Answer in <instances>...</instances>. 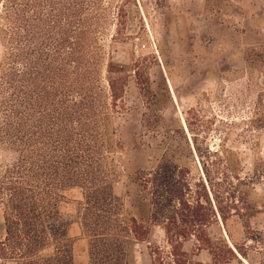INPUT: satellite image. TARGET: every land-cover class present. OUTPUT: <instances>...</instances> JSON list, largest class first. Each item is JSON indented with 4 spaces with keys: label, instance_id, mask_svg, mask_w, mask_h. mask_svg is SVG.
<instances>
[{
    "label": "trees",
    "instance_id": "obj_1",
    "mask_svg": "<svg viewBox=\"0 0 264 264\" xmlns=\"http://www.w3.org/2000/svg\"><path fill=\"white\" fill-rule=\"evenodd\" d=\"M87 5V0H0L5 49L0 143L10 152L4 163L0 159V264H75L70 221L62 209L63 191L72 188L83 195L77 222L88 241L89 264H137L136 249L149 243L155 226L165 231L170 251L155 248L152 264L238 260L240 249L211 233L218 222L226 230L229 206L193 192L189 172L172 156L163 154L151 170L136 174L139 215L115 193L114 156L122 149L115 119L125 107L119 102L133 65L109 60L104 88L92 35L96 16L87 15ZM141 83L147 92L149 81ZM160 123L155 122L158 131ZM236 179L251 185L254 195L251 180ZM234 205L246 234L264 241V233L251 225L260 213L257 202L239 197ZM185 242L192 252L184 250ZM202 251L208 261L199 258Z\"/></svg>",
    "mask_w": 264,
    "mask_h": 264
},
{
    "label": "rangeland",
    "instance_id": "obj_2",
    "mask_svg": "<svg viewBox=\"0 0 264 264\" xmlns=\"http://www.w3.org/2000/svg\"><path fill=\"white\" fill-rule=\"evenodd\" d=\"M87 1V15L96 16L92 35L104 88L109 60L133 65L119 102L125 107L115 119L122 145L114 156L115 193L139 215L136 174L151 170L161 155L172 156L189 172L193 192L229 206L228 234L220 222L211 228L214 237L223 235L240 249L229 264H264L263 236L253 242L256 235L246 234L233 208L239 197L257 202L260 213L251 225L264 233V0ZM4 54L0 43V60ZM147 80L144 92L140 86ZM3 148L9 147L0 143L2 163L10 158ZM237 175L254 183V195ZM63 195L75 264H89L88 241L77 222L82 191ZM157 247L169 255L166 233L155 226L149 243L136 249L137 264H152ZM183 247L193 251L190 242ZM199 258L208 261L209 255L202 251Z\"/></svg>",
    "mask_w": 264,
    "mask_h": 264
}]
</instances>
